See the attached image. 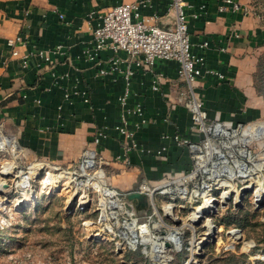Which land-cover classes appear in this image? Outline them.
<instances>
[{"label":"rangeland","instance_id":"rangeland-1","mask_svg":"<svg viewBox=\"0 0 264 264\" xmlns=\"http://www.w3.org/2000/svg\"><path fill=\"white\" fill-rule=\"evenodd\" d=\"M249 7L262 33L254 76L257 93L247 96L240 112L212 120L209 115V120L227 130L225 137L213 145L215 150L219 152L224 146L234 173L250 175L230 181V187L221 190L219 183L212 186L214 198L221 199L227 192L224 201L216 203L214 212L193 224L190 218L195 214V205L191 206L190 199L184 200L179 193L185 188L192 190L197 182L202 186L204 181L199 177L190 182L194 159L174 136L189 138L201 147L206 138L194 126L187 107L176 99L167 100V122L173 123L174 113L181 111L190 118L191 125L186 132L174 126L173 134L164 133L157 149L150 142L138 140L142 149L150 151L146 155L133 153L149 158H139L146 178L140 177L128 191L111 183L110 178L122 171L114 166L115 161L98 157L87 171L82 169V159L70 164L53 162L26 149L13 123L0 120V264H264L257 258L264 254V194L255 193L264 189V0H249ZM238 131L245 132L246 140L239 141ZM238 142L245 145L238 146ZM161 148L166 151L158 156L156 152ZM243 150L247 160L239 157ZM128 159L131 167L130 156ZM239 166L243 168L238 170ZM143 181L152 190L157 189L146 210L137 211L132 203L102 195L103 188L133 193ZM168 190L178 193L162 195ZM168 206L175 207L173 216L166 215ZM210 220L215 233L206 237ZM142 226L155 244L161 246L162 237L168 234L169 242H181V250H171L167 244L170 250H154L152 254L150 244L140 243L150 237H141L138 228ZM132 229L136 233L133 237ZM205 239L206 244L197 250ZM192 245L194 250H190Z\"/></svg>","mask_w":264,"mask_h":264},{"label":"crops","instance_id":"crops-1","mask_svg":"<svg viewBox=\"0 0 264 264\" xmlns=\"http://www.w3.org/2000/svg\"><path fill=\"white\" fill-rule=\"evenodd\" d=\"M134 1L0 0V120L13 123L26 149L64 164L81 159L98 130L109 128L111 135L98 148V153L103 160H113L114 166L122 169L110 180L123 191H128L129 185L138 182L140 177L146 178L142 176L146 173L139 160L146 156L132 154L131 167L117 161L123 154L122 140L113 128L121 124L124 114L119 97L125 84L119 76H99L98 66L89 61L86 52L94 53L93 31L104 13ZM237 1L249 10L248 15L219 13L221 0H189L193 9L188 12L202 13L190 25L193 41H209L206 68L224 77L206 75L196 83V92L203 97L211 120L229 118L240 112L246 106L247 96L257 93L254 76L262 33L249 0ZM171 3L172 0H152L141 13L152 23L171 28ZM202 6L205 10H201ZM18 36L26 38L27 43L12 48L9 41ZM59 46L61 51L53 55L54 73L69 77L55 85V79L38 54ZM112 55V52L100 55L101 67L107 66ZM156 68L163 76L160 91L152 89L155 76L139 69L131 84L130 105L143 106L147 119L137 130V140L150 142L157 149L164 133L173 134L174 126L186 132L191 120L180 111L174 113L173 123L167 122L168 98L180 103L179 92L186 85L178 78L176 64L159 62ZM67 92L72 94L70 100H65ZM75 92H87L90 104H85ZM131 120L133 125L139 122L137 117Z\"/></svg>","mask_w":264,"mask_h":264},{"label":"built area","instance_id":"built-area-1","mask_svg":"<svg viewBox=\"0 0 264 264\" xmlns=\"http://www.w3.org/2000/svg\"><path fill=\"white\" fill-rule=\"evenodd\" d=\"M104 1V0H99ZM152 0H136L131 3H123L116 7L110 8L100 18V22L93 31L94 53L86 52L87 58L91 62H95L98 66V74L101 77L119 76L124 81V89L122 95L119 97V103L124 110V114L121 119V124L116 125L113 130L121 138V147L123 154L117 157V161L123 162L129 165V156L133 153L138 155H146L150 151L145 148L142 149L139 141L136 137L137 130L141 125L147 123L144 107L140 104L135 106L130 105L131 98V84L137 70L142 69L152 73L155 76V81L152 84V89L155 92L160 91V85L163 80L161 73L157 71V63L172 62L177 66V75L181 82L186 85L184 91L179 92V102L185 105L190 112L191 120L195 127H197L199 133H203L206 138L204 147L198 146L189 140V138H183L180 135H175L174 139L178 145L187 149L190 155L194 159V171L199 163L198 157H201L206 153L207 142L211 145L215 144L220 138H224L221 124L210 123L209 113L205 110L203 99L196 92V83L199 79L206 75H215L220 79L224 77L215 70H209L206 68L205 52L209 49V41L194 42L190 30V25L193 20H199L202 16L201 12H188L193 9V5L189 0H172L171 11L173 15V22L171 28L160 27L156 23H152L142 15L143 8L148 7ZM201 10H205V6H202ZM218 11L221 14L229 13H242L248 15L249 10L245 8L237 0H221V4L218 7ZM63 18V16H62ZM27 40L23 36H18L15 39L9 41V45L12 48H16L19 45H26ZM62 47L59 46L56 49L41 50L39 56L44 59L47 70L51 72L52 77L55 79V85H58L61 81H64L69 76L64 74L60 77L54 73L55 61L53 55L58 54ZM105 52H112V57L107 60V66L101 67L100 55ZM14 55H17L16 50ZM35 56V54H33ZM27 58L24 61L25 67H27ZM76 96L80 97L85 104L90 103V98L87 92H75ZM74 94V95H75ZM70 93L65 94V100L71 99ZM137 117L139 122L133 125L131 118ZM110 130L108 128H101L95 134L90 146L84 151L82 155V168L94 167L95 160L99 157L98 148L102 143L108 139ZM167 140L168 137H163ZM213 142V143H212ZM166 148L159 149L156 153L160 156ZM192 171V174L194 173ZM199 178V177H197ZM185 182L189 184V180L185 178ZM192 183V182H191ZM182 186V185H181ZM200 188V182L192 186V190L185 188L179 194L183 195L184 200H188L190 205H195V213L201 206L204 198L198 193L195 196V192ZM102 189L103 193H113L114 197L108 196L109 199L120 200L123 199L128 205L131 203L127 200L129 193L118 192L113 189ZM208 190V189H207ZM177 191L168 190L162 192V195H170L178 193ZM107 192V193H106ZM136 193L144 194L148 197V202L152 204L153 197L157 194V189L152 188L143 181L140 184L139 190ZM214 190L211 189L210 195L213 196ZM104 195V196H105ZM161 195V193H158ZM106 197V196H105ZM202 199L203 201L200 202ZM112 203V202H109ZM113 203H117L113 201ZM120 204L121 203H117ZM131 205V204H130ZM174 212V211H173ZM181 243V242H180ZM168 243L165 240L161 246L151 245L150 250L152 254L154 250H170L167 248ZM154 245V244H153ZM172 249H177L176 245L168 244ZM182 248V247H181ZM180 248V250H181ZM195 246L192 245L190 250H194ZM197 250H201L198 248ZM264 262V254H260L257 257Z\"/></svg>","mask_w":264,"mask_h":264},{"label":"bare ground","instance_id":"bare-ground-1","mask_svg":"<svg viewBox=\"0 0 264 264\" xmlns=\"http://www.w3.org/2000/svg\"><path fill=\"white\" fill-rule=\"evenodd\" d=\"M226 131L227 130L225 128H223V131L221 132L223 134V137H225V134H226L225 132ZM238 134L241 137V139H239V141L240 140H242V141L246 140L244 131H238ZM2 139H4V138H2ZM0 140H1V138H0ZM2 144L4 146L8 147V144L4 143L3 141H2ZM213 145H211L210 143L207 142V144H206V153H204V155H202L201 157H198L199 163L197 164V168L194 171L192 177L190 176V178H189L190 182H192L193 180L195 181L197 179V177H201L202 180L204 181L203 185L200 188L195 187L197 189V191L195 192V196H197L196 194L200 193L201 194L200 196H202V198H204V201L201 204V206L197 209L196 213L190 218V220L192 221L193 224H196V223L200 222L203 219L205 214L214 212L216 203H220L221 204V201H224V198H225L227 192H225V193H223L221 195V197H220L221 199L214 198L213 196L210 195L212 186L218 185V183H219L218 190H221L222 188L230 187V181H236V179L240 178V177L247 178L250 175V172L249 173H243L242 171L239 174H235L234 171H233L234 168H233V166L231 164L232 163V159L230 160V157L226 156V154H224L225 153L224 146L223 147L221 146L220 151L218 152V151L215 150ZM242 145H245V143H243V142L239 143L238 142V146L242 147ZM245 154L246 153L243 150V152L239 153V157L242 158V159H246L247 160V155H245ZM215 158H217V159H215ZM241 168H243V167L242 166L237 167L238 170H241ZM82 169L87 171L89 168L87 169L85 167V168H82ZM83 170L80 171V174H81L80 176L81 177H83L82 174H84ZM263 190L258 189V190H256L255 193L261 196L262 194H264ZM103 194L105 195V193H103ZM105 196L106 197H108V196L114 197V194L113 193H111V194L108 193ZM174 208H175L174 206L166 207V215L168 217L173 216ZM154 214H155V216H157V213L154 212ZM206 226H208V228H209V232L207 233L206 237L214 235L215 228L213 227V220L207 221ZM138 230L141 232V237H143L144 234L146 236H148V237L150 236L146 232V227L145 226H142L141 228H138ZM133 234L134 235L136 234L134 230H133V232L130 235L133 237ZM167 235L162 237V238H164L166 243H168L170 245L171 244L176 245L177 249H180L182 247V245L179 242H175V241L169 242L168 238H167ZM149 238L141 240L140 243L144 244V245L151 244L152 247L156 246L154 248V249H156L158 244H155L153 242V240H152L153 238L151 236ZM207 240L208 239L204 240L205 243L200 242V243H203V244L199 243L198 248H201L200 247L201 245L203 247V245L206 244Z\"/></svg>","mask_w":264,"mask_h":264},{"label":"water","instance_id":"water-1","mask_svg":"<svg viewBox=\"0 0 264 264\" xmlns=\"http://www.w3.org/2000/svg\"><path fill=\"white\" fill-rule=\"evenodd\" d=\"M127 200L136 206L137 211L146 210L149 206L148 197L141 193H130L127 196Z\"/></svg>","mask_w":264,"mask_h":264}]
</instances>
